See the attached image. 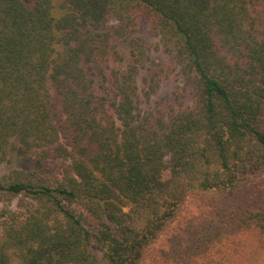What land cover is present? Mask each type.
<instances>
[{
  "label": "trees",
  "instance_id": "trees-1",
  "mask_svg": "<svg viewBox=\"0 0 264 264\" xmlns=\"http://www.w3.org/2000/svg\"><path fill=\"white\" fill-rule=\"evenodd\" d=\"M55 4L0 0V167L16 142L62 166L0 175V264H143L196 194L221 220L175 232L160 264H247L264 241V0ZM141 20L188 84L167 106L163 68L141 86Z\"/></svg>",
  "mask_w": 264,
  "mask_h": 264
},
{
  "label": "rangeland",
  "instance_id": "rangeland-1",
  "mask_svg": "<svg viewBox=\"0 0 264 264\" xmlns=\"http://www.w3.org/2000/svg\"><path fill=\"white\" fill-rule=\"evenodd\" d=\"M24 1L29 2L31 0ZM55 5L58 12L63 11L61 0H56ZM116 25L117 21L113 20L109 22L107 27L115 31ZM138 34L145 39L146 44L150 47L151 55L150 59L146 61L145 66L141 69V86L142 88L146 86L145 79L151 75L153 70L163 68L162 78L159 87L153 95L152 103L156 102L160 106H167L173 100L175 93L188 92V84L179 73L173 57L162 48H158L159 37L151 33L148 24L143 20L140 21ZM120 45L124 51L125 59L128 61L130 56L129 47L125 42H121ZM40 168L49 169L50 174H58L61 172L62 166L61 162H44L38 154L29 158L24 154L23 147L16 142L11 146L9 151V160L0 167V175L14 169L29 170ZM250 196L252 200H264V176L251 184ZM222 208H225L222 200H217L212 196L202 194L190 196L184 204L180 217L157 241L143 264L162 263L161 251L168 248L169 238L175 232L179 231L182 235L189 236L190 232L199 234L205 230L204 227H214V224L221 220L219 212H222ZM247 248V264H264V241L259 240V237L253 235L252 238H248Z\"/></svg>",
  "mask_w": 264,
  "mask_h": 264
}]
</instances>
